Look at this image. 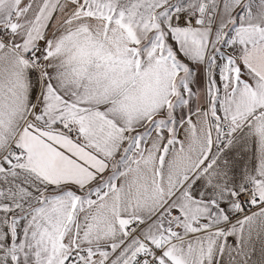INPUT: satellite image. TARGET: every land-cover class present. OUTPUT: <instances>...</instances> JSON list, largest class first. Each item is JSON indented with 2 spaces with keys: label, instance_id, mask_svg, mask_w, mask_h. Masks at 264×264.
<instances>
[{
  "label": "snow or ice",
  "instance_id": "snow-or-ice-1",
  "mask_svg": "<svg viewBox=\"0 0 264 264\" xmlns=\"http://www.w3.org/2000/svg\"><path fill=\"white\" fill-rule=\"evenodd\" d=\"M0 264H264V0H0Z\"/></svg>",
  "mask_w": 264,
  "mask_h": 264
}]
</instances>
